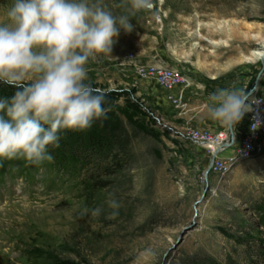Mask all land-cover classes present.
Masks as SVG:
<instances>
[{
  "label": "rangeland",
  "instance_id": "rangeland-1",
  "mask_svg": "<svg viewBox=\"0 0 264 264\" xmlns=\"http://www.w3.org/2000/svg\"><path fill=\"white\" fill-rule=\"evenodd\" d=\"M150 3L111 56L86 66L128 154L103 187L14 159L0 183V264H247L240 238L264 241V154L205 179L208 158L186 137L202 123L223 128L206 114L213 90L264 95V0ZM10 4L0 0V20ZM141 65L176 70L187 87L140 80Z\"/></svg>",
  "mask_w": 264,
  "mask_h": 264
},
{
  "label": "clouds",
  "instance_id": "clouds-1",
  "mask_svg": "<svg viewBox=\"0 0 264 264\" xmlns=\"http://www.w3.org/2000/svg\"><path fill=\"white\" fill-rule=\"evenodd\" d=\"M150 6V0H11L0 20V84L15 91L0 96V159L51 162L49 146L59 147L63 130L107 118L105 93L87 82L86 66L111 56L121 31H133L135 12ZM260 102L249 91L217 88L207 96L206 114L234 136ZM259 126L254 118L250 130Z\"/></svg>",
  "mask_w": 264,
  "mask_h": 264
},
{
  "label": "trees",
  "instance_id": "trees-1",
  "mask_svg": "<svg viewBox=\"0 0 264 264\" xmlns=\"http://www.w3.org/2000/svg\"><path fill=\"white\" fill-rule=\"evenodd\" d=\"M14 91V88L0 84V96H11ZM97 124L82 131L63 130L60 133L59 147L49 146V152L53 157L50 168L62 169V172L69 178H79L78 185L89 181L90 184L95 183L98 187H103L101 179L109 176L111 170L120 167L126 150L128 154L130 138L117 122L106 119ZM22 158V156L13 158L10 162L8 161V164L4 163L7 159H3L0 170L10 166L15 162L14 159L20 161ZM32 166L38 169V165ZM240 239L245 246L241 257L247 264H264V241L256 240L255 242L254 239L248 237Z\"/></svg>",
  "mask_w": 264,
  "mask_h": 264
},
{
  "label": "built area",
  "instance_id": "built-area-1",
  "mask_svg": "<svg viewBox=\"0 0 264 264\" xmlns=\"http://www.w3.org/2000/svg\"><path fill=\"white\" fill-rule=\"evenodd\" d=\"M134 71L140 80L151 81L164 91L177 90L182 94L187 87L186 80L170 68L141 65L134 66ZM252 96L261 102L253 106L252 112L245 114L244 127L236 128L234 136L228 135L225 129L216 132L207 129L187 131V140L203 149L208 158L207 175L224 178L239 162L264 154V95L254 93ZM169 98L177 102L172 96ZM254 118L259 119L260 126L251 131Z\"/></svg>",
  "mask_w": 264,
  "mask_h": 264
},
{
  "label": "crops",
  "instance_id": "crops-1",
  "mask_svg": "<svg viewBox=\"0 0 264 264\" xmlns=\"http://www.w3.org/2000/svg\"><path fill=\"white\" fill-rule=\"evenodd\" d=\"M199 127H200L199 129H207V130H209L211 132H216V131H219V130H223L224 129V128L218 129V128H215V127L211 126L210 124H206V123L200 124Z\"/></svg>",
  "mask_w": 264,
  "mask_h": 264
},
{
  "label": "water",
  "instance_id": "water-1",
  "mask_svg": "<svg viewBox=\"0 0 264 264\" xmlns=\"http://www.w3.org/2000/svg\"><path fill=\"white\" fill-rule=\"evenodd\" d=\"M255 91H256V87H254L251 91H249L252 95L255 93ZM208 168H207V170H206V172H205V174H204V176H205V179H206V176H207V174H208Z\"/></svg>",
  "mask_w": 264,
  "mask_h": 264
},
{
  "label": "bare ground",
  "instance_id": "bare-ground-1",
  "mask_svg": "<svg viewBox=\"0 0 264 264\" xmlns=\"http://www.w3.org/2000/svg\"><path fill=\"white\" fill-rule=\"evenodd\" d=\"M256 56H257L258 60H261V54H258ZM246 61H248V59H246Z\"/></svg>",
  "mask_w": 264,
  "mask_h": 264
}]
</instances>
